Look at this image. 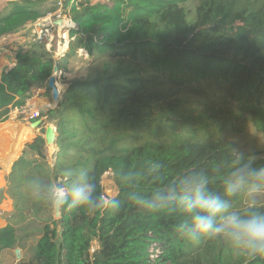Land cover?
Segmentation results:
<instances>
[{
  "label": "trees",
  "instance_id": "16d2710c",
  "mask_svg": "<svg viewBox=\"0 0 264 264\" xmlns=\"http://www.w3.org/2000/svg\"><path fill=\"white\" fill-rule=\"evenodd\" d=\"M10 1L0 14V38L57 10L39 12L46 0ZM61 1L76 25L66 54L54 57L29 37L16 50L15 66L0 74L1 122L24 107L33 89L50 91L55 66L67 85L58 104L39 114L56 126L53 168L32 165L44 150L36 137L7 177L14 212L0 229V254L27 249L17 264H244L222 241L184 238L174 211L150 214L129 197L151 193L193 167L220 190L239 152L235 138L249 123L264 136V0ZM80 50L88 60L74 71ZM221 105L224 110L213 109ZM245 154L264 165L257 153ZM67 157L74 163L65 165ZM64 171H87L101 194V178L110 171L118 205L103 215L60 209L34 246L27 244L34 233L17 239L12 222L37 220L46 207L30 195V183L62 179ZM232 202L241 207L242 197ZM93 241L98 249L90 253ZM154 245L160 254L151 262Z\"/></svg>",
  "mask_w": 264,
  "mask_h": 264
},
{
  "label": "clouds",
  "instance_id": "9594fccd",
  "mask_svg": "<svg viewBox=\"0 0 264 264\" xmlns=\"http://www.w3.org/2000/svg\"><path fill=\"white\" fill-rule=\"evenodd\" d=\"M255 155L237 152L231 169L222 176L220 190L211 187L204 169L178 172L165 185L148 194L130 195L131 202L148 213L174 211L175 229L191 242L219 240L232 248L244 264H264V165ZM219 167V166H218ZM30 195L49 209L86 210L103 215L118 205L116 196L98 191L87 171L49 182L34 180ZM242 197L236 207L232 198Z\"/></svg>",
  "mask_w": 264,
  "mask_h": 264
},
{
  "label": "rangeland",
  "instance_id": "374dc122",
  "mask_svg": "<svg viewBox=\"0 0 264 264\" xmlns=\"http://www.w3.org/2000/svg\"><path fill=\"white\" fill-rule=\"evenodd\" d=\"M58 2L62 3L61 0H46L44 2H41L36 7V9L39 10V12H43L45 10L47 11V10L53 8V6L56 8ZM97 2H105L106 4L110 5V3L107 2V1L91 0L92 4H95ZM52 13H54V12H48L43 18H45L48 14H52ZM62 13H63V9H62ZM63 14L67 18V20L71 21L70 18H68L67 14H65V13H63ZM67 20H65V22H66L65 27H67V24L70 25V23ZM64 43H65L64 45H66V48H64L63 49L64 51H61V52L55 53V47H53V46L52 47H45V49L48 52H51L54 55V57L62 58V56H64L65 53L68 51L67 45H68L69 41L68 42L66 41ZM23 44H24V41L23 40L22 41L19 40V42H17L16 45L14 46V48L12 49L13 53L14 54L16 53L14 51L15 48H18V47L22 46ZM65 50H67V51L65 52ZM11 56H14V55L12 54ZM78 57H79L78 62L74 64V68H73L74 71H76L79 67H82L83 66L82 63L84 61L88 60L87 59V54L84 51H81V50L78 52ZM73 76L74 75H69V76H66V78L68 80H70V79L73 78ZM55 80H56V83H58V84L62 83L61 82V73H58L57 77L55 75ZM64 85H66V84H64ZM64 88H65V86L60 88V91L64 90ZM48 93H50V92H48ZM50 95H51V93H50ZM58 100H61V98L58 99ZM227 106H228V104H227ZM54 107L55 106H51L50 109H53ZM224 108H225V105H221L219 107H214L213 109H215V111H218V110H224ZM50 109H48V110H50ZM187 109L189 110V106H188ZM11 111H12V113H11L12 115L11 116H13V118H17L16 115L21 110L20 109H18V110L14 109V110H11ZM11 116L9 114L8 117H7V120H9ZM19 120H21V118H19ZM1 121H2V118H0V122ZM21 121L24 122V120H21ZM25 122H27V121H25ZM29 122H31V121H29ZM44 122H45L44 124H46L47 126L49 125L51 127L56 128L55 123L53 121H49V120H47V118H45ZM45 126H43V128H41V129H38V131L42 135H44V132H45L44 131V127ZM36 137H39V136L36 135L35 138ZM234 142L236 143L237 150L239 152L242 151L244 153H257V155H259V157L264 158V136L255 129V127H254V125L252 123L248 124L247 129L242 134H240L238 137H236ZM47 148L48 149L46 151L45 144H44V151H45L44 153H45L46 157H45V159L43 161L46 163V165L48 167L53 168L54 163L56 161L55 155L57 154L58 148H57L56 144L48 146ZM49 149H50V154H49V151H48ZM47 152H48L49 155L47 154ZM52 154H53V156H51ZM54 157H55V159H54ZM63 162H64L65 165L69 166L70 164L74 163V160H73L72 157H67V158H65V160ZM37 164H40V163H34L33 162L32 165L35 166ZM67 172L68 171H66V172L64 171V173H67ZM3 187H2L3 189L0 191V229L5 227L7 224L10 223L7 220V219H9L8 216H9V214L11 212H14L13 204H12V198L10 196V185H9V182L7 181V178H6V181L4 182ZM101 187H102L103 195H106V196H117V190H116V187H115V185L113 183L112 173L110 171L105 173L102 176V178H101ZM262 204H264V199H260V200L257 201V206H260ZM59 217H60V214H55V216L53 217V211H52V213H49V215L47 216V218H50L51 220H54V221L58 220ZM44 222H45V220H40L38 218V216H37V220H35L34 218H31V217H28V218H25L24 221H22L20 223L17 222V224L15 223V221H13L11 226H13L16 229V237H17V239H19L21 237H24V236H26L28 234L34 233L36 236L33 237L32 239H30L28 241V243H27L30 246H34V244H35V242H36V240L38 239V236H39V230L42 228L43 224H45ZM59 229H60V227L58 226V230ZM97 249H98V244H97L96 241H93L92 244H91L90 253H93ZM18 250H20V254L19 255L22 258L27 257V255H28V254H26L27 249L26 250L25 249L21 250V249L18 248ZM10 252L9 253L7 251L1 252V254H0V264H15V262H16L15 254H12Z\"/></svg>",
  "mask_w": 264,
  "mask_h": 264
},
{
  "label": "crops",
  "instance_id": "0c3cea01",
  "mask_svg": "<svg viewBox=\"0 0 264 264\" xmlns=\"http://www.w3.org/2000/svg\"><path fill=\"white\" fill-rule=\"evenodd\" d=\"M11 2L12 1L10 0H0V14L6 13V11L8 10V7L11 5ZM33 31H34V28H33V23H32V24H29L26 27V29L23 31L0 38V74L3 72L9 71L11 66L15 63V54L13 53L12 49L14 48L16 43L19 42V40L20 41L23 40L24 44L21 47L26 48L28 38L29 37L35 38V36L33 35ZM67 49H68V45H67ZM16 50L17 48L14 49L15 52ZM66 51L67 50H65V52ZM12 54L14 56H11ZM57 74H56V77H57ZM55 86L59 93L58 99L60 98L62 99V95L64 91L66 90L67 85H64L62 83L58 84L56 83V80H55ZM63 86H65L64 90L60 91V88H62ZM47 91L48 90L46 88L33 89L31 93V98L26 102V104L24 105L22 109H24L27 112L34 111L40 114L46 113L48 109L51 108V106H55V103L51 99V95H50L51 91H48L50 93H48ZM11 113L12 111L10 110L8 115L10 114L11 116L12 115ZM16 116L17 118H13V116H11L9 120L6 119L5 121L0 122V191L4 188L3 187L4 182L6 181V178L9 176L14 162L17 161L22 156V153L26 145L30 144L35 139L36 135H38L42 139L44 136L38 131V129L43 128L42 125L45 123L44 121L46 117L40 118L43 122L41 126L33 127L32 126L33 121H31L32 122L31 123L28 120H25V118H23L21 115L19 116L18 113ZM19 118H21V120H24V122L19 120ZM44 131H45V128H44ZM45 149L46 151L48 149L46 145H45ZM48 151L50 154V149ZM44 152L45 151L43 150V154L41 158L34 156L33 162L40 163V164L42 163L43 166L48 167L46 163L43 161L46 157ZM52 211H53V217H54L55 216L54 209H49L48 207H45L38 214V218L40 220L47 221L50 219V218H47V216L49 215V213H52ZM16 249H18V247H13L12 249H8L6 251L8 253L11 251L10 253L15 254L14 250ZM19 257L21 260L22 257L21 256ZM15 259H16L15 264H17V262L20 260L17 259L16 255H15Z\"/></svg>",
  "mask_w": 264,
  "mask_h": 264
},
{
  "label": "built area",
  "instance_id": "2783aa9c",
  "mask_svg": "<svg viewBox=\"0 0 264 264\" xmlns=\"http://www.w3.org/2000/svg\"><path fill=\"white\" fill-rule=\"evenodd\" d=\"M62 9V3L58 2L57 10L54 13L48 14L45 18L38 19L33 23V35L35 36V40L43 43L45 47H55V53L64 51V42L72 40L70 37V31L76 29V25L67 20L65 15L62 13ZM65 20L70 23V25L67 24V27L63 25ZM56 22H59V24H56ZM65 35L66 38H63ZM15 64L16 61L11 66V68H13ZM20 110L21 111L18 112V115H21L23 118H25V120L35 121L40 119L38 112H27L22 108ZM159 254L160 249L155 245L152 246L149 249V260L154 262Z\"/></svg>",
  "mask_w": 264,
  "mask_h": 264
},
{
  "label": "water",
  "instance_id": "95a60500",
  "mask_svg": "<svg viewBox=\"0 0 264 264\" xmlns=\"http://www.w3.org/2000/svg\"><path fill=\"white\" fill-rule=\"evenodd\" d=\"M56 24H59V22H56ZM57 73H58V69L55 66L53 68L52 75L50 76V78L47 81V87L51 91V99L55 103V106L60 101V100H58L59 93H58L57 88L55 86V75ZM42 123H43L42 120L38 119V120H36L35 122L32 123V126L33 127H39V126H41ZM43 139H44L45 145L47 147L51 146V145H55L56 141H57L56 128L51 127V126H48L47 128H45ZM54 212H55V214H60V209H54ZM59 234H60V232H59ZM14 253H15L17 259L20 260V257H19L20 256L19 255L20 250L16 249V250H14Z\"/></svg>",
  "mask_w": 264,
  "mask_h": 264
},
{
  "label": "bare ground",
  "instance_id": "6f19581e",
  "mask_svg": "<svg viewBox=\"0 0 264 264\" xmlns=\"http://www.w3.org/2000/svg\"><path fill=\"white\" fill-rule=\"evenodd\" d=\"M66 23H65V21H64V23H63V25H65ZM63 38H66V35L63 37ZM46 124H43V126H45ZM42 126V127H43ZM48 126L46 125L44 128H47ZM51 149V148H50Z\"/></svg>",
  "mask_w": 264,
  "mask_h": 264
}]
</instances>
